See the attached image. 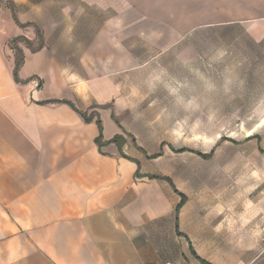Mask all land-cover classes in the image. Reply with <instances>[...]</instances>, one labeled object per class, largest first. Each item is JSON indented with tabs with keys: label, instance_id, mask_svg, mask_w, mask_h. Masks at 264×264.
Wrapping results in <instances>:
<instances>
[{
	"label": "crops",
	"instance_id": "crops-1",
	"mask_svg": "<svg viewBox=\"0 0 264 264\" xmlns=\"http://www.w3.org/2000/svg\"><path fill=\"white\" fill-rule=\"evenodd\" d=\"M219 28L263 45L264 0H0V264H264V185L239 181L237 142L199 150V195L148 161L176 151L160 111L190 91L154 66Z\"/></svg>",
	"mask_w": 264,
	"mask_h": 264
},
{
	"label": "rangeland",
	"instance_id": "rangeland-1",
	"mask_svg": "<svg viewBox=\"0 0 264 264\" xmlns=\"http://www.w3.org/2000/svg\"><path fill=\"white\" fill-rule=\"evenodd\" d=\"M187 44L195 54L193 62L159 63L153 68L174 73L168 81L175 87L188 86L190 91H185L186 108L179 110L170 103L168 110L160 111L159 137L172 142L176 151L148 161L165 168L164 174L171 175L181 189L192 187L199 195L202 158L179 150L210 151L231 139L237 142L234 155L238 154V160L233 164L239 181L254 177L256 185H264V151L259 149H264V44L232 28L195 32ZM184 121L188 124L180 126ZM144 139L148 153L154 155L148 136ZM131 140L135 145V139ZM162 151L163 147L158 153Z\"/></svg>",
	"mask_w": 264,
	"mask_h": 264
},
{
	"label": "trees",
	"instance_id": "trees-1",
	"mask_svg": "<svg viewBox=\"0 0 264 264\" xmlns=\"http://www.w3.org/2000/svg\"><path fill=\"white\" fill-rule=\"evenodd\" d=\"M38 34H39L40 37H42L40 31H38ZM19 40H20V39H16V40H14V43L18 42ZM41 48H42V45L39 46V47L36 48V49H35V48H32V50H33V51H36V50H39V49H41ZM13 49H14L15 52H16V65H15L14 74H15V78H16L17 82H20V80H19V78H18V72H19V69H20V67H21V65H22V63H23L24 55H23L22 50H21L19 47H17V46H13ZM59 103H66V104H68L69 106H71L72 109L75 110L77 113H79V114L83 117V119L85 120V122H87V123H91V122H93V121L96 119V123H97V125H98V127H99V130H100V134H99V136L96 138V144L99 146L100 149H101L102 147H104V146H107V145L111 144V143H115V144H117L119 150L122 151L123 145H124V143H125V138H124L123 136L118 135V136H116L114 139H112V140L109 141V142H104V141H103V124H102V121H101V119H100V116H99V113H98V112H92L90 115H88V114L85 113V112L79 111V110L75 107V105H74L73 103L69 102V101H59ZM134 142H135V140H134ZM213 153H214V151H212L210 154H201V153H199V152H198L197 154L200 155L201 157H203L204 159H209L210 157H212ZM123 156H124L125 158H127V159H129V160H131V161H134V162H136L137 164H139L137 161H135V160L129 158V157L126 156L125 154H123ZM135 177H137V178H142L143 176L140 174V172H139V170H138V171L136 172V174H135ZM148 177H149L150 179H162V180H166V181H168L172 186H174L172 180H171L169 177H161V176H148ZM177 192H178V191H177ZM180 195H181V198H182V204H184V202L186 201V196L183 195V194H180Z\"/></svg>",
	"mask_w": 264,
	"mask_h": 264
},
{
	"label": "bare ground",
	"instance_id": "bare-ground-1",
	"mask_svg": "<svg viewBox=\"0 0 264 264\" xmlns=\"http://www.w3.org/2000/svg\"><path fill=\"white\" fill-rule=\"evenodd\" d=\"M248 135H251V132H249Z\"/></svg>",
	"mask_w": 264,
	"mask_h": 264
}]
</instances>
